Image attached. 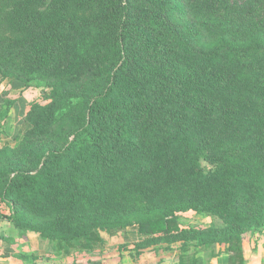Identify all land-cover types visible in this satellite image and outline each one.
Here are the masks:
<instances>
[{
  "label": "trees",
  "instance_id": "16d2710c",
  "mask_svg": "<svg viewBox=\"0 0 264 264\" xmlns=\"http://www.w3.org/2000/svg\"><path fill=\"white\" fill-rule=\"evenodd\" d=\"M44 1L0 13L1 78L45 85L0 145V217L59 255L128 228L240 251L264 223V0Z\"/></svg>",
  "mask_w": 264,
  "mask_h": 264
},
{
  "label": "rangeland",
  "instance_id": "374dc122",
  "mask_svg": "<svg viewBox=\"0 0 264 264\" xmlns=\"http://www.w3.org/2000/svg\"><path fill=\"white\" fill-rule=\"evenodd\" d=\"M53 0H45L40 8L50 6ZM17 0H0V13L11 9ZM65 6L67 16L84 17L95 9L69 10ZM72 7V6H71ZM5 24L0 17V37L8 34ZM43 83L36 85L35 80L30 84L1 78L0 76V145H16L24 131V117L34 101L41 100ZM209 168V165L202 161ZM0 210L8 213V207L0 203ZM180 227H221L220 221L208 213L184 212L178 215ZM248 228L242 232L239 250L231 252L230 245L225 242H213L210 245L200 244L196 239H181L177 233L141 240L135 236L125 238L121 233L117 235H103V243L90 252L95 260L101 257L107 264H264V223L249 222ZM13 231V232H10ZM13 233V234H11ZM18 229L6 218L0 217V244L8 240L17 254H26L34 257L38 250L40 254L55 253L52 244L35 236H19ZM22 238V239H21ZM148 238L146 241H144ZM22 241V242H21ZM24 241V242H23ZM56 254V253H55ZM80 255H82L80 253ZM2 256H10L9 251ZM242 259V260H241ZM231 260V261H230Z\"/></svg>",
  "mask_w": 264,
  "mask_h": 264
},
{
  "label": "crops",
  "instance_id": "0c3cea01",
  "mask_svg": "<svg viewBox=\"0 0 264 264\" xmlns=\"http://www.w3.org/2000/svg\"><path fill=\"white\" fill-rule=\"evenodd\" d=\"M13 232V231H10ZM14 233V232H13ZM11 233V234H13ZM128 237L135 236V239L141 240L144 235L134 231L130 228L127 229ZM22 239V238H21ZM8 240L0 244V264H106L104 260L99 257L95 260L90 254L91 251H71L66 255L51 254L47 255L40 254L38 250L35 252L34 257L27 256L26 254H17L16 251L9 245ZM22 242V241H21ZM24 242V241H23ZM6 250L9 251L10 256H2L6 254ZM80 253L82 255H80ZM107 264L108 261H107ZM110 264H115L112 261Z\"/></svg>",
  "mask_w": 264,
  "mask_h": 264
}]
</instances>
